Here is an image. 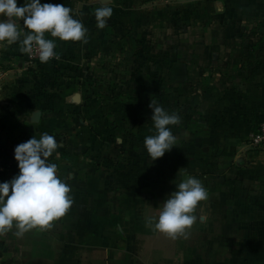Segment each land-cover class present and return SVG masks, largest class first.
Masks as SVG:
<instances>
[{"label":"crops","instance_id":"crops-1","mask_svg":"<svg viewBox=\"0 0 264 264\" xmlns=\"http://www.w3.org/2000/svg\"><path fill=\"white\" fill-rule=\"evenodd\" d=\"M41 3L72 9L87 43L45 33L60 59L31 65L8 47L0 182L19 171L14 148L47 132L73 204L48 227L0 233V264H264V149L247 142L264 123V0ZM102 6L113 14L98 29ZM151 100L181 121L155 161ZM188 175L208 199L172 239L146 221Z\"/></svg>","mask_w":264,"mask_h":264},{"label":"clouds","instance_id":"clouds-1","mask_svg":"<svg viewBox=\"0 0 264 264\" xmlns=\"http://www.w3.org/2000/svg\"><path fill=\"white\" fill-rule=\"evenodd\" d=\"M71 13L72 9L64 4L0 0V44L19 43L20 51L26 54L35 49L41 63L59 60L55 41L45 38V33L60 41L87 43L88 30L82 20ZM112 14V7L96 8L97 28H105ZM149 108L155 134L146 136L143 143L147 154L155 161L175 146L177 137L169 126L181 121L178 113H169L156 100H151ZM58 146L56 137L45 132L39 139L32 136L14 148L19 171L11 180L0 182V233L13 226L19 230L18 235L29 229L48 227L72 206L70 186L57 176V165L48 161ZM207 199L208 191L201 180L188 175L167 195L158 215L147 218L146 223L175 239L196 222L193 213L198 204Z\"/></svg>","mask_w":264,"mask_h":264},{"label":"built area","instance_id":"built-area-1","mask_svg":"<svg viewBox=\"0 0 264 264\" xmlns=\"http://www.w3.org/2000/svg\"><path fill=\"white\" fill-rule=\"evenodd\" d=\"M25 59L28 61L29 65L39 63L38 55L33 49V52L31 54H26ZM247 142L257 149H264V123H258L255 126V129L250 134L249 138L247 139Z\"/></svg>","mask_w":264,"mask_h":264},{"label":"rangeland","instance_id":"rangeland-1","mask_svg":"<svg viewBox=\"0 0 264 264\" xmlns=\"http://www.w3.org/2000/svg\"><path fill=\"white\" fill-rule=\"evenodd\" d=\"M8 47H10V45L0 44V61L2 59H5L8 55L11 54L10 52H11L12 49L11 48H8ZM20 47H21V45H20ZM20 47L18 49V54L21 55V57H23V60H24L25 65H29L28 61L25 59L24 53H22L20 51ZM9 50H10V52H9ZM51 60H55V59H51ZM3 73H4V71L0 68V74H3Z\"/></svg>","mask_w":264,"mask_h":264}]
</instances>
